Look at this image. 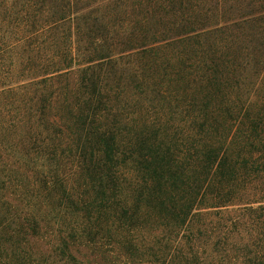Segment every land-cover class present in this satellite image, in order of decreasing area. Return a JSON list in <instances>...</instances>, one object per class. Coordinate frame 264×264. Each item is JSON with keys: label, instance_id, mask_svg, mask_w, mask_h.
Listing matches in <instances>:
<instances>
[{"label": "trees", "instance_id": "16d2710c", "mask_svg": "<svg viewBox=\"0 0 264 264\" xmlns=\"http://www.w3.org/2000/svg\"><path fill=\"white\" fill-rule=\"evenodd\" d=\"M0 264H264V0H0Z\"/></svg>", "mask_w": 264, "mask_h": 264}]
</instances>
